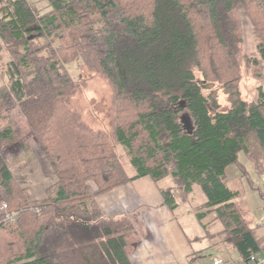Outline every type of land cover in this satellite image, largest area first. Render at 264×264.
Instances as JSON below:
<instances>
[{
    "label": "trees",
    "instance_id": "1",
    "mask_svg": "<svg viewBox=\"0 0 264 264\" xmlns=\"http://www.w3.org/2000/svg\"><path fill=\"white\" fill-rule=\"evenodd\" d=\"M237 7L264 61V0L0 1V74L9 79L0 113L20 110L56 176L47 198L31 203L0 150V264H133L132 220L106 215L98 198L145 176L172 210L200 186L202 226L211 229L209 215L221 223L219 241L237 249L241 264L264 256L241 190L227 181L231 166L246 171L243 153L264 172V86L253 100L242 93L255 60L243 50ZM77 59L111 86L110 133L71 103L80 84L66 65ZM14 140L10 127L0 129V147ZM168 177L173 184L163 187Z\"/></svg>",
    "mask_w": 264,
    "mask_h": 264
},
{
    "label": "rangeland",
    "instance_id": "2",
    "mask_svg": "<svg viewBox=\"0 0 264 264\" xmlns=\"http://www.w3.org/2000/svg\"><path fill=\"white\" fill-rule=\"evenodd\" d=\"M234 16L239 25L243 50L255 60L253 67L250 68L242 84V93L245 98L253 100L258 94L257 86L259 84L264 86V61L261 59L258 51L260 39L247 11L243 7H237L234 10ZM66 67L71 76L80 84V90L72 98L71 103L80 110L82 120L94 129H105L109 133L112 132L114 113L112 89L108 81L96 71L88 68L81 59L68 63ZM196 75L199 80L202 78L198 70H196ZM7 83H9L8 77L0 74V87ZM205 92L207 93L208 91ZM220 97L224 103L225 97L223 94ZM5 127L12 129L15 140L14 142L7 141L1 145L0 150H2L16 181L24 189L31 203L36 204L42 202L47 198V189L56 181L53 168L40 143L35 139L34 134L30 130L25 116L22 115L17 107L7 109L0 113V129ZM122 150L120 149L122 154L121 159L128 169L132 170L129 160L127 156L123 155ZM243 154L241 158L245 159V155ZM251 173L253 174V179L261 183L264 192V174L262 173V175L256 176L253 172ZM228 177V183L233 188L240 189L243 195L244 188L248 189V182L246 178H241L236 166L230 167ZM165 182H168V179ZM244 184L246 187H244ZM205 199V195L200 186H195L192 201L188 204L181 203L175 209V214L187 236L194 239L193 243L195 248L201 246L203 239L210 241L209 245L205 247L206 251L204 250L203 256L204 258L213 260L216 255H225L224 248L228 245H222L223 243H221L222 247L220 248L218 246H212L213 243L218 242V238L221 240L220 236L216 234L218 231L217 228L220 226H217L215 221L212 220V216H207L205 218L206 221L203 222L206 224L207 221H211V229L203 227V224L196 218V206ZM136 214L138 213L136 212L133 215ZM212 232H215V235H212ZM132 233L129 231L127 237ZM198 236L204 237L198 239ZM231 250L237 253L235 247H231ZM232 259L234 261L236 257Z\"/></svg>",
    "mask_w": 264,
    "mask_h": 264
},
{
    "label": "crops",
    "instance_id": "3",
    "mask_svg": "<svg viewBox=\"0 0 264 264\" xmlns=\"http://www.w3.org/2000/svg\"><path fill=\"white\" fill-rule=\"evenodd\" d=\"M241 160L245 165V172L239 166H233L238 168L242 179H247L248 189L244 188V194L237 201L246 220L253 228L258 246L264 251V192L261 183L254 180L251 173L258 176L264 172H257L248 158H241ZM167 179L168 182L165 180L163 187L173 184L172 178ZM244 187H246L245 184ZM98 200L106 215L117 218L126 216L132 220L133 228L129 231L133 233L127 237V249L133 264H214L215 257L228 260L226 264L242 263L239 252L235 253L231 250L233 246L230 244L224 248L225 255H216L213 260L204 258L205 247L210 241L203 239L201 246L195 248L194 239L188 237L183 230L175 210L165 204L161 188L151 176L120 185L99 196ZM136 212L138 214L133 215ZM215 223L220 226L218 222ZM214 233L212 235H215ZM203 237L198 236V239ZM219 240L218 238V242L213 243L212 246L220 248L226 244ZM233 257H236L234 261Z\"/></svg>",
    "mask_w": 264,
    "mask_h": 264
},
{
    "label": "built area",
    "instance_id": "4",
    "mask_svg": "<svg viewBox=\"0 0 264 264\" xmlns=\"http://www.w3.org/2000/svg\"><path fill=\"white\" fill-rule=\"evenodd\" d=\"M7 204L6 203H0V208H6ZM9 217H11L9 215ZM12 218V217H11ZM264 263V256L257 259L255 255L251 256L250 263L249 264H261ZM214 264H226L225 260L222 257H215L214 258Z\"/></svg>",
    "mask_w": 264,
    "mask_h": 264
},
{
    "label": "water",
    "instance_id": "5",
    "mask_svg": "<svg viewBox=\"0 0 264 264\" xmlns=\"http://www.w3.org/2000/svg\"><path fill=\"white\" fill-rule=\"evenodd\" d=\"M0 1H1V0H0ZM182 121H183V123H184V127H185L189 132H192L193 124H192L191 118L189 117L188 114H183V116H182Z\"/></svg>",
    "mask_w": 264,
    "mask_h": 264
}]
</instances>
